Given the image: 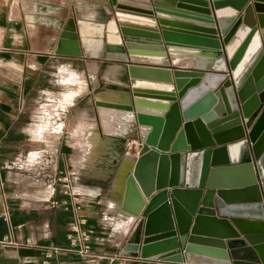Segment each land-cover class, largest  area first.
I'll use <instances>...</instances> for the list:
<instances>
[{
  "label": "water",
  "instance_id": "obj_1",
  "mask_svg": "<svg viewBox=\"0 0 264 264\" xmlns=\"http://www.w3.org/2000/svg\"><path fill=\"white\" fill-rule=\"evenodd\" d=\"M95 2L128 87L127 103L97 105L149 128L119 206L138 228L134 264H264V0ZM84 35L68 19L54 54L81 57ZM176 54L192 70L167 68Z\"/></svg>",
  "mask_w": 264,
  "mask_h": 264
},
{
  "label": "crops",
  "instance_id": "obj_2",
  "mask_svg": "<svg viewBox=\"0 0 264 264\" xmlns=\"http://www.w3.org/2000/svg\"><path fill=\"white\" fill-rule=\"evenodd\" d=\"M107 9L93 0H0V208L10 211L9 221H0V241L7 242L0 264L135 262L129 247L138 228L119 206L147 129L134 123V134L119 132L130 120L97 105L124 104L128 92L124 65L105 61L97 39ZM70 18L85 30L79 58L54 54ZM163 43L209 50L182 39ZM180 55L167 57V68L192 70L193 58ZM56 166L75 173L76 200L53 194ZM75 220L91 230V252L48 259L49 249L68 248Z\"/></svg>",
  "mask_w": 264,
  "mask_h": 264
},
{
  "label": "built area",
  "instance_id": "obj_3",
  "mask_svg": "<svg viewBox=\"0 0 264 264\" xmlns=\"http://www.w3.org/2000/svg\"><path fill=\"white\" fill-rule=\"evenodd\" d=\"M72 176L70 173L66 174V176L60 180L57 179L58 183H61V189L58 191V194L71 199L76 200L75 198L78 197L77 193L73 191V186L69 181L68 177ZM56 180L52 183V191L54 192ZM65 204V203H64ZM10 219V211L7 206L0 208V221L8 222ZM91 230L86 229L82 222L75 220V223L67 228L66 239L68 241V248L63 249L60 247H53L49 249L45 256L49 259L52 256L58 255L62 252H65L69 255H78V256H85L91 252L90 248V239H91ZM6 240L0 241V246L6 245ZM42 264H50L49 261H44ZM58 264H67L64 262H60Z\"/></svg>",
  "mask_w": 264,
  "mask_h": 264
},
{
  "label": "bare ground",
  "instance_id": "obj_4",
  "mask_svg": "<svg viewBox=\"0 0 264 264\" xmlns=\"http://www.w3.org/2000/svg\"><path fill=\"white\" fill-rule=\"evenodd\" d=\"M93 1H97V0H93ZM100 1V0H99ZM121 100H122V102L123 103H127L128 102V98H127V94L124 92V94H123V96L121 97ZM119 111V114L121 115V116H123V117H125V118H127V119H129L130 121L127 123V125L126 124H118V127H119V132L120 131H123V132H126V133H128V132H130L131 131V134H134V131H133V127H134V125H132V124H136L137 126H138V124H137V122H136V118H135V120H134V117L132 116V114L129 112V111H122V110H118ZM135 116V115H134ZM103 125H104V122H103ZM142 127V126H141ZM144 128H146L147 129V131H146V133H145V135H144V138H145V136H146V134L148 133V131H149V128L148 127H144ZM144 138H143V140H144ZM142 140V141H143ZM142 142H140V144H141ZM140 146V145H139ZM42 194H37V197H40ZM42 197H44V195L42 196ZM129 248H132V246L131 247H129Z\"/></svg>",
  "mask_w": 264,
  "mask_h": 264
},
{
  "label": "rangeland",
  "instance_id": "obj_5",
  "mask_svg": "<svg viewBox=\"0 0 264 264\" xmlns=\"http://www.w3.org/2000/svg\"><path fill=\"white\" fill-rule=\"evenodd\" d=\"M42 157H44V156H38L37 157V159H38V161L40 162V160L42 159ZM41 163V162H40ZM68 173H70L72 176H69L68 177V179H69V181L71 182V185L73 186L74 185V178H75V173L74 172H72V171H63V169L62 168H60V167H58V166H56V168H55V175H54V181L56 180V182H55V186H54V192H53V194L54 195H56V193H58V191L61 189V183H58L57 182V179H60V180H62L65 176H66V174H68ZM112 177L113 176H111V179H112ZM40 178V177H39ZM115 180H116V178H115ZM111 181V180H110ZM106 188H108L107 186H106ZM106 190V189H105ZM43 195H41L40 197H38V198H36V199H43L44 197H42Z\"/></svg>",
  "mask_w": 264,
  "mask_h": 264
}]
</instances>
